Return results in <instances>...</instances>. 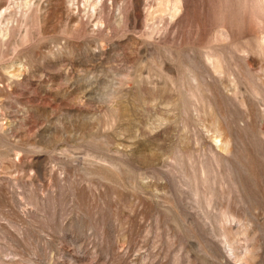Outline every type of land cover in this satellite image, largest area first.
I'll return each instance as SVG.
<instances>
[{"label":"rangeland","instance_id":"374dc122","mask_svg":"<svg viewBox=\"0 0 264 264\" xmlns=\"http://www.w3.org/2000/svg\"><path fill=\"white\" fill-rule=\"evenodd\" d=\"M0 264H264V0H0Z\"/></svg>","mask_w":264,"mask_h":264}]
</instances>
